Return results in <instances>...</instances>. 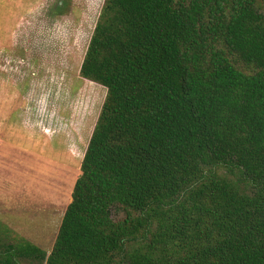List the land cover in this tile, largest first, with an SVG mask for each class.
I'll return each instance as SVG.
<instances>
[{"label": "trees", "instance_id": "1", "mask_svg": "<svg viewBox=\"0 0 264 264\" xmlns=\"http://www.w3.org/2000/svg\"><path fill=\"white\" fill-rule=\"evenodd\" d=\"M79 74L106 89L47 253L0 264H264V9L104 0Z\"/></svg>", "mask_w": 264, "mask_h": 264}, {"label": "rangeland", "instance_id": "2", "mask_svg": "<svg viewBox=\"0 0 264 264\" xmlns=\"http://www.w3.org/2000/svg\"><path fill=\"white\" fill-rule=\"evenodd\" d=\"M103 2L0 0V222L47 253L106 95L79 74Z\"/></svg>", "mask_w": 264, "mask_h": 264}]
</instances>
